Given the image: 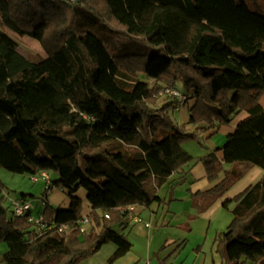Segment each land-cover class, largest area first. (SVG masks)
Listing matches in <instances>:
<instances>
[{
  "label": "trees",
  "instance_id": "1",
  "mask_svg": "<svg viewBox=\"0 0 264 264\" xmlns=\"http://www.w3.org/2000/svg\"><path fill=\"white\" fill-rule=\"evenodd\" d=\"M10 33L32 38L46 57L26 59ZM177 82L184 100L165 94ZM263 94L264 12L253 0H0V169L57 176L40 211L54 229L42 233L8 216L0 182V264H78L108 243L111 264L131 248L113 230L128 222V207L168 205L191 164H203L213 181L222 164L244 163L263 176L223 202L234 204L232 220L213 243L223 264H239L229 261L234 243L264 244ZM162 96L174 100L160 106ZM188 101L195 130L185 133L166 110ZM241 112L214 152L195 158L182 148L195 131L212 135ZM174 174L182 176L169 182ZM239 178L226 173L200 195L222 198ZM54 189L67 206L50 205ZM81 189L90 208L85 233Z\"/></svg>",
  "mask_w": 264,
  "mask_h": 264
},
{
  "label": "crops",
  "instance_id": "2",
  "mask_svg": "<svg viewBox=\"0 0 264 264\" xmlns=\"http://www.w3.org/2000/svg\"><path fill=\"white\" fill-rule=\"evenodd\" d=\"M260 104L264 108V104H262L261 101ZM245 117L246 114L241 112L235 117L232 123L220 126L212 135H209V133L205 130L195 131V139L193 140V143H184L182 148L195 158L212 153L215 149L223 146L226 142L227 136L234 132L237 122ZM223 126L225 127L223 129L224 134L222 133L221 135L222 144H214L211 137L216 135L217 132H221ZM207 134L208 136H206ZM232 171L239 173L240 178L222 198L213 199L205 195H200L216 186L225 178L226 173H230ZM186 174L185 182L175 187L173 191L174 200L170 203V205L156 203L152 204L148 208L143 206L132 207L130 211V219L126 223V228L128 229L125 235L131 245V248L122 257L124 258L123 260H125L122 264H151V259L159 258L160 252L164 250L165 247L175 246L179 249L182 243L178 239L169 238L165 240L164 246L161 250H159L160 245L158 240H155V231H157L159 227L176 228L177 226L175 225H182L184 222L188 225V223L196 220L197 223L195 224L206 227V233L210 229L214 230L215 239L217 234L226 230L232 220L230 212L234 207V204H229L228 208L225 209L222 207L223 202L225 200L233 199L245 191L248 187L256 184L262 178L263 171L256 166H249L244 163L222 164V171L218 174V177L215 180L210 181L207 178L206 169L203 164L194 163L186 168ZM182 175H172L169 182L174 181ZM164 189L165 192L161 195L160 193ZM169 190V185H164L159 190L158 196L163 200H167ZM51 195L52 193L49 196V203L52 206ZM67 204L62 207L67 206ZM89 212L90 208L87 205V210L85 214L83 212V215H88ZM132 217H135L140 221H135ZM146 224L148 226H146ZM152 230L153 235H151ZM235 248L239 249L236 253L246 255L256 264H261V262L264 261L263 243L257 242L251 244L245 240H239L230 247L229 255L231 251L235 250ZM89 262L90 263L88 264H93V262Z\"/></svg>",
  "mask_w": 264,
  "mask_h": 264
},
{
  "label": "rangeland",
  "instance_id": "3",
  "mask_svg": "<svg viewBox=\"0 0 264 264\" xmlns=\"http://www.w3.org/2000/svg\"><path fill=\"white\" fill-rule=\"evenodd\" d=\"M257 3L262 11L264 12V0H253ZM73 2V1H72ZM248 4L252 6V2L248 1ZM10 35L18 43V52L28 60H34L38 57H46V53L41 47V45L30 38L27 35L17 36L12 33ZM145 51L150 48L143 47ZM139 79L142 81H149L143 75H139ZM175 89L180 93H185V87L182 83L177 82L175 84ZM174 98L162 96L159 100V105L166 104L173 101ZM262 104H264V94L260 98ZM192 101L184 105L178 106L174 110H166V115L168 116L171 124L177 126L185 133L194 132L191 126L188 124L189 119V107ZM224 127L221 132H217L212 138L214 144L221 145V135L224 134ZM208 136V134L206 135ZM193 143V140H188L182 143ZM217 146V145H215ZM50 179L55 180L57 176L53 173H49ZM0 182L3 184L4 196L3 205L9 209L8 216H11L10 201L21 198L22 195L27 196V200L31 205V210L33 214H38L42 209V193L45 189V183L40 179L34 182L28 176L13 175L5 170L0 169ZM165 192V189L160 193L161 195ZM83 203V212L85 214L87 210L86 193L84 190H79L76 194ZM68 202V197L66 193H63L57 189L52 191L51 204L53 207L57 208L59 206H64ZM171 203V202H170ZM170 203L168 205H170ZM144 218V217H142ZM145 219V218H144ZM168 220V219H167ZM184 220V218H183ZM178 222V221H177ZM196 220L186 224L184 222L182 225H175L176 228L170 227H159L155 231V240H158L160 245L159 250L164 246V242L167 239H178L182 244L180 248L177 249L175 246L165 247L164 250L160 252L159 258H152L151 264H223L219 255L216 253L215 246L213 245L214 230L210 229L207 233L205 232L206 227L200 226ZM180 224V223H179ZM174 226V225H171ZM206 226V225H205ZM153 227V226H152ZM126 224L121 226H115L114 231L123 235L127 232ZM154 229V228H153ZM153 230L151 231V235ZM206 233V234H205ZM7 250L5 244H0V256H2ZM158 250V251H159ZM239 250L235 248L234 251L230 252L229 261L238 262L239 264H256L250 258L244 254H238L236 251ZM114 251V245L111 243L105 244L102 248L94 255L86 257L78 262V264H88L89 261L93 264H109L108 259ZM124 258H120L113 262V264H122Z\"/></svg>",
  "mask_w": 264,
  "mask_h": 264
},
{
  "label": "built area",
  "instance_id": "4",
  "mask_svg": "<svg viewBox=\"0 0 264 264\" xmlns=\"http://www.w3.org/2000/svg\"><path fill=\"white\" fill-rule=\"evenodd\" d=\"M165 94H167L168 96L171 97H176L180 100H184L185 97L183 95H181L178 91H176L175 89H167L165 91ZM34 182H37L39 179L45 183V186L49 184L50 182V175L49 173L43 171L40 172L36 175H33L30 177ZM133 206L128 207V211L130 213L131 209ZM10 208H11V215L15 218H22V217H26L27 221L30 224V228L31 230H34L36 233H42L43 231L47 230V231H51L52 229H54L52 225H50L49 223H47L44 220V217L41 215V213L39 212L38 214H33L32 210H31V205L29 203V201L26 200H12L10 201ZM131 214V213H130ZM130 214H129V219H130ZM105 218H108V216H105ZM135 219V221H140L138 219H136L135 217H132ZM80 226V233H85V231L87 230L88 226H89V220H88V216L87 215H83L82 219L80 220L79 223ZM146 226H148L146 224ZM67 229V227H60L57 228L56 232L57 233H61L63 231H65Z\"/></svg>",
  "mask_w": 264,
  "mask_h": 264
}]
</instances>
